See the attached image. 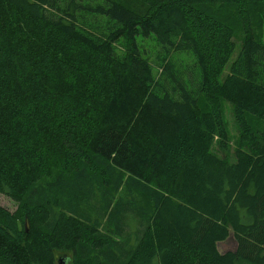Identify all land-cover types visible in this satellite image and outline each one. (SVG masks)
<instances>
[{
    "label": "trees",
    "instance_id": "trees-1",
    "mask_svg": "<svg viewBox=\"0 0 264 264\" xmlns=\"http://www.w3.org/2000/svg\"><path fill=\"white\" fill-rule=\"evenodd\" d=\"M0 193V264H264V0H0Z\"/></svg>",
    "mask_w": 264,
    "mask_h": 264
},
{
    "label": "rangeland",
    "instance_id": "rangeland-1",
    "mask_svg": "<svg viewBox=\"0 0 264 264\" xmlns=\"http://www.w3.org/2000/svg\"><path fill=\"white\" fill-rule=\"evenodd\" d=\"M137 44H138L139 49H141L142 56L145 58L147 57L149 61L150 60L153 61L151 56L153 55V53L155 51L154 46L156 45L154 37L152 36V37H149L147 39L139 37L137 39ZM115 47H116V50L119 53V55H121L122 50H120V48L118 47V43L115 44ZM180 57H178L177 59H180ZM223 112H224V118L223 119H224L226 126L228 127L229 136L231 139L235 140L236 130H235V126L233 125V122H232V115H231V112L229 110L227 102L223 105ZM0 205L3 206L5 209H7L10 212L13 211L15 206H17V204L14 201H10L8 198L3 196V194H1V193H0ZM231 238L232 237L230 236L224 242H221L219 244L217 243L219 253L226 252L227 250H234L235 245H234V242Z\"/></svg>",
    "mask_w": 264,
    "mask_h": 264
},
{
    "label": "flooded vegetation",
    "instance_id": "flooded-vegetation-1",
    "mask_svg": "<svg viewBox=\"0 0 264 264\" xmlns=\"http://www.w3.org/2000/svg\"><path fill=\"white\" fill-rule=\"evenodd\" d=\"M58 260V262H59V259H57ZM59 264H61L60 262H59Z\"/></svg>",
    "mask_w": 264,
    "mask_h": 264
}]
</instances>
